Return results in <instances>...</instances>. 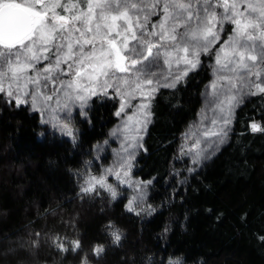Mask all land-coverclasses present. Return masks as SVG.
I'll return each instance as SVG.
<instances>
[{"label": "trees", "instance_id": "trees-1", "mask_svg": "<svg viewBox=\"0 0 264 264\" xmlns=\"http://www.w3.org/2000/svg\"><path fill=\"white\" fill-rule=\"evenodd\" d=\"M7 1L82 29L122 31V38L175 6L174 0ZM213 57L214 51L202 55L196 69L151 102L133 172L147 183L149 209L132 210L125 196L81 181L95 146L118 122L119 98L94 96L77 120L80 133L69 139L53 133L30 104L0 90V264H264V90L239 102L228 140L194 172L179 157L212 79Z\"/></svg>", "mask_w": 264, "mask_h": 264}, {"label": "rangeland", "instance_id": "rangeland-1", "mask_svg": "<svg viewBox=\"0 0 264 264\" xmlns=\"http://www.w3.org/2000/svg\"><path fill=\"white\" fill-rule=\"evenodd\" d=\"M8 3L0 0V7ZM171 5L164 18L152 25L143 21L126 38L122 31L113 36L92 25L82 29L65 17L26 8L36 23L31 35L15 45L0 42V90L37 109L53 133L76 139L77 120L85 118L94 96L119 98L118 122L95 146L81 181L87 189L100 186L125 196L132 210L152 208L145 204L147 183L133 172L159 89L176 86L214 51L202 108L182 136L179 157L190 172L228 140L239 102L264 90V0Z\"/></svg>", "mask_w": 264, "mask_h": 264}, {"label": "water", "instance_id": "water-1", "mask_svg": "<svg viewBox=\"0 0 264 264\" xmlns=\"http://www.w3.org/2000/svg\"><path fill=\"white\" fill-rule=\"evenodd\" d=\"M35 24L31 12L23 6L14 3L3 5L0 7V42L8 46L20 43L31 35ZM148 52L149 57L151 49Z\"/></svg>", "mask_w": 264, "mask_h": 264}]
</instances>
